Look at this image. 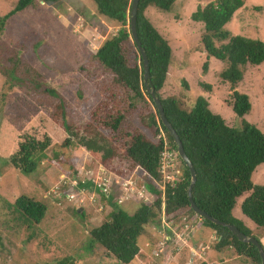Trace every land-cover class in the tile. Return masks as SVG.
Returning <instances> with one entry per match:
<instances>
[{
  "label": "rangeland",
  "instance_id": "374dc122",
  "mask_svg": "<svg viewBox=\"0 0 264 264\" xmlns=\"http://www.w3.org/2000/svg\"><path fill=\"white\" fill-rule=\"evenodd\" d=\"M15 1L0 0V16L10 10ZM213 1L175 0L168 12L154 7L145 9L144 18L171 51L166 76L157 95L160 99L174 98L181 109L191 108L195 98L200 96L205 99L209 112L219 115L227 126L237 128L239 120L230 108L232 92L228 84L218 78L225 65L207 57L200 44L202 24L189 18L196 7ZM38 2V6L10 18L0 37V264H120L95 248L87 237L88 231L113 211L107 203L109 198L85 190L68 200L56 196L55 188L64 185V179L66 186L71 177L102 180L103 171L110 175L108 178L121 176L111 168L125 169L121 151L107 167L96 165L90 155L76 145L77 140L66 134L60 122H52V115L57 112L74 135H95L106 140L110 138L109 133H115L102 121L118 112L123 116L117 127L119 135L135 131L144 133L148 139L166 141L161 132L158 135L148 127L145 105L138 102L135 109L130 110L129 93L114 83L113 76L90 57L103 40L116 34L119 25L96 15L90 0H60L59 4L51 6ZM223 30L231 37L264 43V0H242V7L232 14ZM126 58L127 64L132 65V54ZM13 60L26 68H17L15 75L14 72L13 76H5L3 71ZM241 71L243 75L236 91L246 94L250 102V110L243 119L264 134V62L258 66L246 65ZM201 85L208 86V90ZM52 89L55 92L48 94L47 90ZM25 136L38 141L47 139L49 144L46 159L37 166V172L27 178L8 162ZM67 136L70 137L69 158L79 161L75 173L63 156ZM176 166L179 167L178 162ZM132 172L133 169L129 176ZM135 181L137 185L145 182ZM250 181L264 186V163L256 166ZM108 191L104 194L112 198L110 203L128 215L135 211L137 204L131 201L119 204L120 195L114 198L110 189ZM158 193L162 198L163 193ZM248 194L235 199L231 215L250 237L264 244V227L255 226L240 213V204ZM21 195L47 205L38 225H20L17 213L7 208ZM151 195L147 206L155 200V195ZM75 210L81 211L82 216L74 215ZM160 215L158 210V222L144 227V235L138 240L141 253L131 264H249L244 258L234 257L228 249L215 252L213 246L217 238L214 232L200 225V218L179 211L176 219H172L171 214L161 217L170 222L166 229L159 221ZM171 233L179 239L175 244L170 243L167 235ZM162 234L167 240L162 242L167 244L163 250L158 246Z\"/></svg>",
  "mask_w": 264,
  "mask_h": 264
},
{
  "label": "trees",
  "instance_id": "16d2710c",
  "mask_svg": "<svg viewBox=\"0 0 264 264\" xmlns=\"http://www.w3.org/2000/svg\"><path fill=\"white\" fill-rule=\"evenodd\" d=\"M38 1L44 6L57 5V2L58 4L60 2V0H16L10 10L0 16V37L10 18L20 15L28 8L38 6ZM90 1L95 7L96 15L119 25L116 34L103 40L90 57L113 76L114 83L129 93L127 106L130 110H134L138 102L145 105L149 115L148 127L153 128L158 135L161 132L166 143H163L162 138L148 139L144 133L135 131L119 135L117 127L123 116L118 112H114V116L109 120L102 121L105 127L115 133L108 132L110 138L106 140L95 135L79 137L72 134L63 119L57 116V112L52 115V122L55 124L60 122L66 134L77 140L76 145L82 147L96 165L107 167L113 161L115 154L121 151L120 157L125 161L120 160L124 162L125 169L119 171L111 166L112 170L117 171L121 176H125V172L128 174L135 168H137L136 176L147 174L148 177L145 176L140 180L145 181L142 183H146L148 190L155 195L153 204L145 206L135 203L137 204L135 211L128 215L110 203L111 197H108L107 203L113 207V211L106 220L90 229L87 234L89 243H93L95 248L102 250L106 256L112 257L120 264H131L141 253L138 240L144 235V227L158 222L161 201L166 217L171 214V218L176 219L179 211L181 214L186 213L195 218L198 216L191 211L186 196L189 184L188 170L178 158L172 139L161 125L155 106L142 82L141 58L130 38L128 28L131 0ZM174 2L175 0H139L136 8L135 34L148 63V87L158 98L164 117L178 136L182 150L194 170L195 182L190 193L195 207L213 219L231 224L242 234L250 236L242 224L232 217L231 209L236 198L249 192L240 204V213L255 226L264 227V186L254 185L250 181L256 166L264 163V134L243 119L250 110L249 97L236 91V85L242 79V68L246 65L258 66L264 62V43L257 39L231 37L223 30L232 14L242 7V0H214L203 7H196L189 18L194 23L202 24L200 44L207 57L225 65V69L218 73V78L227 83L232 92L233 101L230 108L239 120L238 127L227 126L219 115L209 112L205 99L200 96L195 98L191 108L181 109L174 98L160 99L157 95L166 76L171 51L167 42L143 15L148 7L168 12ZM128 44H130L129 48ZM128 54H132V65L127 64ZM205 67L206 64L202 66L203 71ZM17 68L26 67L13 60L8 63L3 73L5 76H13V73L15 72V75L18 71ZM201 86L208 90V86ZM47 92L52 94L55 90H47ZM53 108L56 109L55 106ZM69 136L63 145V156L66 157L65 160L73 172L78 169L79 161L69 158ZM21 139L16 145L15 153L8 158V162L20 175L27 178L35 174L38 170L37 166L46 159L45 151L49 144L47 139L38 141L28 136ZM163 150L175 153V171L167 172L176 173L175 180L165 182L162 198H159L153 181L161 180L159 159ZM177 162L179 167L176 166ZM87 185L89 183L84 184V187ZM7 208H12L17 213L16 219L20 225L35 226L43 220L47 205L21 195L15 199L12 206ZM76 211H73L74 215L81 217L82 212ZM200 219L202 221L200 225L214 232L217 238L213 246L215 252L228 249L236 258H244L249 264H260L258 252L252 245L238 242L226 228L214 225L206 219ZM256 242L264 250V244Z\"/></svg>",
  "mask_w": 264,
  "mask_h": 264
},
{
  "label": "built area",
  "instance_id": "2783aa9c",
  "mask_svg": "<svg viewBox=\"0 0 264 264\" xmlns=\"http://www.w3.org/2000/svg\"><path fill=\"white\" fill-rule=\"evenodd\" d=\"M174 158H175V153L173 151H167V150H163L159 159L160 162V166H159V172L161 175V180L160 182L157 181H153L154 183V188L156 189L157 187L159 188V190L156 189L157 192L161 191V193H163V189L165 187V182L167 180L169 181H173L175 180V173H168L167 171H175V162H174ZM137 168L133 169L132 174L129 176V173L127 175H125L123 177L118 176L117 178H108V176H110L109 174H106L103 171V179L102 180H96V181H89V178H86V180H77L73 177H71L69 179V182L66 184V179H64L65 181L63 182L64 185H59L55 188V194L58 197H61L63 199H68V200H73L75 199L79 193L87 190L88 192L91 191V193L94 194V192H98L100 194H102L105 198H108L110 196H108V194H104V193H108L109 189L111 194H113V197L115 198L117 195H120L119 198V204H121L122 202L125 201H131L133 203H140L142 205H146V203L148 202L149 198H152L153 196L151 195L152 193L148 190L147 185L141 183V185H137L135 179H140V178H145V176H147V174H143V176H139L137 177L136 174ZM106 176V177H105ZM129 176V178H127ZM148 177V176H147ZM107 178V179H105ZM89 183V185H87L86 187H84V184ZM108 188V189H107ZM151 193V194H149ZM55 196V197H56ZM112 200V198H111ZM152 203L149 205L151 206ZM161 211V215L159 217V221L160 223L165 226V228H168V223H170L168 220H161V217H165L164 215V211H163V205H162V201H161V206L159 207V212ZM160 232V230H159ZM166 234V233H164ZM164 234L161 235V240L158 243V246L161 247L163 249L166 248L167 244L166 243H162L166 240V236H163ZM169 236V240L170 243H176L179 239H177L176 237H174L175 234L171 233V234H167ZM160 250V251H161ZM173 251H178L177 248H173ZM156 256V254H155Z\"/></svg>",
  "mask_w": 264,
  "mask_h": 264
},
{
  "label": "water",
  "instance_id": "95a60500",
  "mask_svg": "<svg viewBox=\"0 0 264 264\" xmlns=\"http://www.w3.org/2000/svg\"><path fill=\"white\" fill-rule=\"evenodd\" d=\"M138 2H139V0H131V3H130L129 20H128V28H129V32H130V38H131L132 42L135 44L136 50L138 51L140 58H141L142 82H143V85L145 86V91L149 95V97L151 98V100L155 106L157 116H158V119H159L161 125L165 128V130L168 132V134L170 135V137L172 139V142L175 146V150H176V154H177L178 158L181 160V162L184 164V166L188 170L189 184H188L187 189H186V196H187V200L189 203V207H190L191 211L194 214H196L198 217L206 219L207 221H209L210 223H212L214 225L226 228L230 232V234L238 242L252 245L258 252V255L260 258V264H264V250L260 247V245L256 242L255 239H253L250 236H246V235L242 234L241 232H239L237 230L236 227H234L231 224H228L225 222H220L216 219H213L212 217L206 215L204 212L198 210L195 207V205L193 204L190 192H191V188L195 182L194 170H193L189 160L186 158V156L182 150V146H181V143L178 139V136L176 135L174 130L171 128V126L166 121L158 98L155 96L153 90L148 87V82H149L148 67H147L148 63L146 60V56L143 52V49L140 47V44H139V42L136 38V34H135V16H136V8L138 5Z\"/></svg>",
  "mask_w": 264,
  "mask_h": 264
},
{
  "label": "clouds",
  "instance_id": "9594fccd",
  "mask_svg": "<svg viewBox=\"0 0 264 264\" xmlns=\"http://www.w3.org/2000/svg\"><path fill=\"white\" fill-rule=\"evenodd\" d=\"M199 227V226H198Z\"/></svg>",
  "mask_w": 264,
  "mask_h": 264
}]
</instances>
